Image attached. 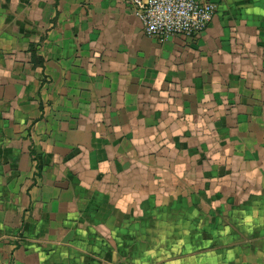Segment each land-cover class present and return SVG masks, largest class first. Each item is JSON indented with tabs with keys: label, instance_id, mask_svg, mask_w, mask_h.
Segmentation results:
<instances>
[{
	"label": "crops",
	"instance_id": "crops-1",
	"mask_svg": "<svg viewBox=\"0 0 264 264\" xmlns=\"http://www.w3.org/2000/svg\"><path fill=\"white\" fill-rule=\"evenodd\" d=\"M210 1L0 0V264H264V0Z\"/></svg>",
	"mask_w": 264,
	"mask_h": 264
},
{
	"label": "built area",
	"instance_id": "built-area-1",
	"mask_svg": "<svg viewBox=\"0 0 264 264\" xmlns=\"http://www.w3.org/2000/svg\"><path fill=\"white\" fill-rule=\"evenodd\" d=\"M148 36L165 41L173 35L195 37L211 23L216 6L210 0H129Z\"/></svg>",
	"mask_w": 264,
	"mask_h": 264
},
{
	"label": "rangeland",
	"instance_id": "rangeland-1",
	"mask_svg": "<svg viewBox=\"0 0 264 264\" xmlns=\"http://www.w3.org/2000/svg\"><path fill=\"white\" fill-rule=\"evenodd\" d=\"M185 145V144H184ZM187 145V144H186ZM190 145L189 141H188V146Z\"/></svg>",
	"mask_w": 264,
	"mask_h": 264
}]
</instances>
